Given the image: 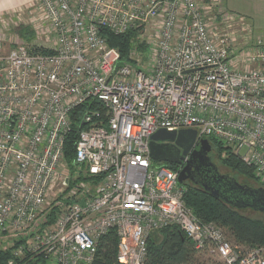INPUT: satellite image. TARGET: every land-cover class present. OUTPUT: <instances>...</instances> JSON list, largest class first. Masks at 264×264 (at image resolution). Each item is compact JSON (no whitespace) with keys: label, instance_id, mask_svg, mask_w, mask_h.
<instances>
[{"label":"built area","instance_id":"obj_1","mask_svg":"<svg viewBox=\"0 0 264 264\" xmlns=\"http://www.w3.org/2000/svg\"><path fill=\"white\" fill-rule=\"evenodd\" d=\"M217 1L32 0L16 25L36 37L5 51L0 35V249L13 246L6 264H92L111 231L121 264H146L149 239L168 227L225 264H264V247L235 246L223 227L197 218L181 164L150 156L159 129H195L196 142H220L264 178V32ZM103 28H137L148 50L121 65ZM92 99L107 122L85 113L72 172L70 115ZM80 171L101 177L94 195L82 182L70 192L77 200L46 223Z\"/></svg>","mask_w":264,"mask_h":264},{"label":"trees","instance_id":"obj_2","mask_svg":"<svg viewBox=\"0 0 264 264\" xmlns=\"http://www.w3.org/2000/svg\"><path fill=\"white\" fill-rule=\"evenodd\" d=\"M19 33L26 40H32L34 37L33 30L30 28H21ZM101 34L106 37L109 47L118 52L119 64L132 62L131 55L134 50H138L143 54L149 47L147 40L139 37V29L137 28H132L121 35H115L103 28ZM93 111L96 113L94 121H102L106 124L107 109L102 103L94 99L79 106L70 115L72 130L66 138L65 158L72 172L79 168L75 163L74 145L79 131L86 128L83 117L85 113ZM210 143L224 167L258 183L257 188L264 187L253 167L246 165L238 155L227 151L220 142L210 139ZM223 153L226 154L225 157H223ZM169 165L177 168V164ZM100 179L101 177L90 174L83 175L80 171L78 175L73 177L66 192L60 195L50 206L45 216V222H54L63 207H67L74 200H77L75 195H70L71 190L85 182L91 185V195H94V189ZM183 187L185 188L184 198L186 204L193 210L199 220L205 223L215 222L223 227L235 246L245 247L246 249L264 247L263 219L244 213L243 210H246V208H235L216 198L200 186L183 183ZM45 222L44 224H46ZM156 235V233H153L149 239L146 264H225L212 255L205 257L206 252H197L192 241L177 227L165 228L159 233V236ZM18 243L20 241L15 242V244ZM12 248L13 246L5 250L0 249V264H6L12 256ZM117 255L118 237L115 231H111L100 239L97 254L92 264H121ZM41 260H45L44 257L25 259L18 261L17 264H32L31 262Z\"/></svg>","mask_w":264,"mask_h":264},{"label":"water","instance_id":"obj_3","mask_svg":"<svg viewBox=\"0 0 264 264\" xmlns=\"http://www.w3.org/2000/svg\"><path fill=\"white\" fill-rule=\"evenodd\" d=\"M196 138L197 130L195 129L180 131L159 129L151 136L150 156L154 161L181 164ZM199 148L202 150V154L203 152L207 153L211 150L210 140L206 137L202 138ZM181 149H183L182 154ZM195 153L198 152L195 150L193 155ZM210 160L209 163L203 165L201 163V167L206 173L205 182L202 184L204 190L235 208H250L264 213V187L249 186L240 183L230 174H221L217 164ZM189 173V165L183 167L179 175V182L183 184Z\"/></svg>","mask_w":264,"mask_h":264},{"label":"rangeland","instance_id":"obj_4","mask_svg":"<svg viewBox=\"0 0 264 264\" xmlns=\"http://www.w3.org/2000/svg\"><path fill=\"white\" fill-rule=\"evenodd\" d=\"M223 2L226 3L229 8H227ZM217 3L222 4L224 6V9L229 10V12L227 11L228 12L227 14L235 15V17H237L238 19L243 18L247 23L253 26V29H255L258 33L260 32V30L264 32L263 31L264 30V0H226V1L219 0L217 1ZM30 5L31 3L23 7V9L19 10L17 13H15L14 18H12L13 14H7L4 16L0 15V35L4 36L7 41L5 48H4L5 51H8L9 49H11L15 45V43H21L22 41L26 40L22 36H20L19 29L29 28V27H26L24 25L20 26L19 24L16 25V22L19 20L21 15L27 13ZM204 11H205L204 13H206V11L208 10H204ZM212 11H213L212 15L214 14L217 15L219 8L212 9ZM6 18H8V25L5 24ZM151 32L153 34L155 33L154 30H151ZM35 37L36 36L34 33L33 39ZM141 57L143 58V55ZM120 64L122 65L124 63H120ZM214 155H216V152L214 153ZM214 160L217 163V166L219 167L221 172L234 176L235 178H237L239 182L243 184H247L253 187L258 186V183H255L253 180H248L244 178L243 176L237 174L236 172H233L229 168L224 167L219 161L218 156H216ZM155 163L157 165L167 164V162L165 161H155ZM69 173H71V171ZM259 180L261 181L260 182L261 184H264V178L262 176L259 177ZM243 212L250 216H256L264 220V213L261 211L247 208L246 210H243ZM159 233L157 232L156 234L159 236ZM205 255H206L205 257H209V254L207 252L205 253ZM44 259L45 260L34 261L31 263L32 264H57V262L50 257L44 258Z\"/></svg>","mask_w":264,"mask_h":264},{"label":"flooded vegetation","instance_id":"obj_5","mask_svg":"<svg viewBox=\"0 0 264 264\" xmlns=\"http://www.w3.org/2000/svg\"><path fill=\"white\" fill-rule=\"evenodd\" d=\"M199 147H200V143L195 141L193 143L191 149L189 150L188 154L184 157L181 165L183 167L189 165V172L190 173L188 174V178H186L184 183L194 184V185H197V186H200L203 188L202 184H203V182H205L206 173L204 172V169L201 167V163H202V165L209 163L210 159H211L210 160L211 162L216 163L214 160L216 155H214L215 150L212 146H211V150H209L207 153L203 152V154H202V150H200ZM195 150L198 153H195L193 155ZM182 153H183V149H181V154ZM208 158H209V160H208ZM221 174H227V173L221 172Z\"/></svg>","mask_w":264,"mask_h":264},{"label":"crops","instance_id":"obj_6","mask_svg":"<svg viewBox=\"0 0 264 264\" xmlns=\"http://www.w3.org/2000/svg\"><path fill=\"white\" fill-rule=\"evenodd\" d=\"M31 2L32 0H0V15L4 16L7 14H13L14 16L15 13L23 9V7H25L26 5H29ZM224 5L229 8L226 3H224Z\"/></svg>","mask_w":264,"mask_h":264}]
</instances>
